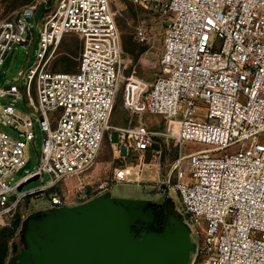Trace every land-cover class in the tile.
<instances>
[{
    "label": "built area",
    "instance_id": "2783aa9c",
    "mask_svg": "<svg viewBox=\"0 0 264 264\" xmlns=\"http://www.w3.org/2000/svg\"><path fill=\"white\" fill-rule=\"evenodd\" d=\"M131 1L154 4L164 15L162 73L144 102L149 113L168 117L178 128L154 130L144 123L119 128L114 156L145 152L161 135L180 144L210 145L180 152L162 181L179 193L189 226L206 221L203 236L197 229L191 264H264V0ZM44 5L36 60L21 73V83H0V100L12 97L28 108L0 103V123L24 136L0 127V226L11 224L28 196L58 187L50 193V206H68L106 187H91L84 179L111 128L123 77L122 36L111 0H44ZM39 6L29 4L0 20V69L14 45L33 48L31 19ZM68 33L82 40L78 69L53 70L50 62ZM35 116L44 132L40 161L10 181L31 158ZM45 172L50 181L18 188ZM131 174L123 166L116 180L129 181ZM72 179L77 185L69 194L61 184Z\"/></svg>",
    "mask_w": 264,
    "mask_h": 264
},
{
    "label": "rangeland",
    "instance_id": "374dc122",
    "mask_svg": "<svg viewBox=\"0 0 264 264\" xmlns=\"http://www.w3.org/2000/svg\"><path fill=\"white\" fill-rule=\"evenodd\" d=\"M48 1L56 3L57 0ZM35 3L40 6L36 17L31 19L34 27H36L33 48L30 49L29 46L24 47L20 44L12 47L0 69L1 84L7 82L21 83L22 81L19 78L21 73L36 60L40 32L37 20H39L45 5L44 0H0V20L16 10ZM111 4L122 36L123 77L110 114L111 128L105 136L100 154L90 171L88 180L91 183V187L100 184L109 187V191L115 197L148 198L157 204L165 205L168 208L167 210L177 208L183 213L181 197L178 192L170 190L162 183L164 175L170 173L173 163L180 155V152L185 154L191 150L210 145L192 140L184 141L180 144L172 136L161 135L156 137L157 142L145 152L130 150L125 158L114 156V154L118 155L115 148L119 144L117 145L116 142L122 134L118 130L119 128L132 127L144 123L154 130L166 131L170 128L176 131L178 125L164 115L149 113L145 108L144 102L145 95L155 79L162 73L161 58L164 51L165 33L164 15L160 8L154 4L143 5L134 3L131 0H111ZM81 52L82 40L80 37L74 33H68L58 46L50 62V68L53 70L76 71L79 66ZM10 102H13L16 107L22 108L23 111H28L22 100L13 101L12 97L0 100L1 104ZM0 127L12 136L24 138L11 125L0 123ZM35 131V140H31L28 146L29 156L32 159L30 168L37 166L40 161L44 138V132L39 121L36 120V116ZM115 132H117V139H115ZM123 143L121 142V144ZM123 166H130L133 171L138 170L140 172L145 169L149 172V176L146 178H134V175H132L129 181H117L116 172ZM20 176L21 174L15 173L10 175L8 179L14 181ZM51 179L52 175L49 172H45L39 178L24 184L21 190L37 188ZM76 185L77 181L72 179L67 186L62 183L61 187L70 194ZM56 190H58V187L38 195L26 197L12 214V221L19 216L21 222L15 234L8 240L9 255L7 263L19 251L23 250L27 244V233L31 230L29 225L31 217L41 215L45 210L57 211L63 209V205L50 206V193ZM184 218V222L189 226V216L187 215V218ZM201 220L200 224L189 226L191 238L195 244L200 240L197 229L203 236L206 228V221ZM46 221L50 220H44L43 222ZM2 228L3 226H0V231ZM193 258L194 253L191 252L189 264H191Z\"/></svg>",
    "mask_w": 264,
    "mask_h": 264
},
{
    "label": "water",
    "instance_id": "95a60500",
    "mask_svg": "<svg viewBox=\"0 0 264 264\" xmlns=\"http://www.w3.org/2000/svg\"><path fill=\"white\" fill-rule=\"evenodd\" d=\"M31 166L29 158L17 173ZM39 177L24 180L18 188ZM62 210L31 217L27 244L7 264H189L195 249L177 208L169 209L162 231L149 229L156 215L146 199L103 193Z\"/></svg>",
    "mask_w": 264,
    "mask_h": 264
},
{
    "label": "trees",
    "instance_id": "16d2710c",
    "mask_svg": "<svg viewBox=\"0 0 264 264\" xmlns=\"http://www.w3.org/2000/svg\"><path fill=\"white\" fill-rule=\"evenodd\" d=\"M165 211L159 208L156 211V219L150 224V230L162 231L164 229ZM21 219L17 216L10 225H5L0 231V264H7L9 255V238L12 237L20 226Z\"/></svg>",
    "mask_w": 264,
    "mask_h": 264
},
{
    "label": "crops",
    "instance_id": "0c3cea01",
    "mask_svg": "<svg viewBox=\"0 0 264 264\" xmlns=\"http://www.w3.org/2000/svg\"><path fill=\"white\" fill-rule=\"evenodd\" d=\"M132 175H134V178H146V177L149 176V172H147L145 169L142 170V172H140V171H138V170H137V171H136V170H135V171L132 170V174H131V176H132ZM138 176H139V177H138ZM88 178H89V177H88ZM88 178H86V179H84V180H85V181H89ZM131 178H132V177H131ZM100 193H101V194H103V193H109L110 197H115V196H113L112 193L109 191V187H104V188L100 189ZM97 196H98V195H97ZM120 198L146 199V200H148V206L151 207V208H153V213H154L155 215H156V211H157L159 208H163L164 211H165V218H164V225H165L166 220H167L168 211H169V210H167L168 208H166L165 205H163V204H157L156 202H153L152 199H148V198H131V197H120ZM84 202H86V201H84ZM84 202L74 203V204H72V205H76V204H80V203H84ZM155 219H156V216H155ZM154 222H155V220H154ZM154 222H152V223H154Z\"/></svg>",
    "mask_w": 264,
    "mask_h": 264
},
{
    "label": "flooded vegetation",
    "instance_id": "af4514ba",
    "mask_svg": "<svg viewBox=\"0 0 264 264\" xmlns=\"http://www.w3.org/2000/svg\"><path fill=\"white\" fill-rule=\"evenodd\" d=\"M149 229H150V227H149Z\"/></svg>",
    "mask_w": 264,
    "mask_h": 264
}]
</instances>
